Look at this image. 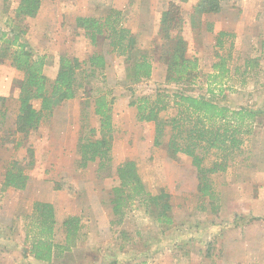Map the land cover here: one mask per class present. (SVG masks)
Returning <instances> with one entry per match:
<instances>
[{
	"label": "rangeland",
	"instance_id": "374dc122",
	"mask_svg": "<svg viewBox=\"0 0 264 264\" xmlns=\"http://www.w3.org/2000/svg\"><path fill=\"white\" fill-rule=\"evenodd\" d=\"M168 1L43 0L41 17L26 18L19 23L26 28L25 38L34 52L47 56L44 73L49 82L56 76L61 55L82 61L100 52L105 55L107 66L102 75L96 71L93 76H88L89 70L84 68L85 72L77 76L80 87L76 98L57 106L37 130L21 135L14 133V121L22 74L9 65L6 57L0 58V96L6 98L7 111V120L0 129V187L6 168L13 161L29 176L23 191L0 190V264H45L32 257L31 238L25 239L26 232L32 228L29 218L34 202L53 205L56 244L64 243L62 221L68 216L80 219L75 246L62 256L55 255L49 264H264V221L261 220L264 218V97L261 89L251 87L253 80L243 73L248 67L244 62H252L259 55L264 37L261 14L264 0H234L225 3L220 13L204 15L199 21L191 20L198 0L181 3L187 57L196 58L199 64L195 83L182 87L183 90L232 110L242 108L258 115L251 135L243 137L241 150L228 154L225 170L208 175L213 201L199 195L198 174L191 160L183 155L169 156L168 129L160 146H154L155 125L138 123L135 109L128 106L129 87L134 89L135 96L150 95L156 86L170 92L179 89L165 83L166 64L160 58L159 20ZM18 2L0 0L1 23L15 19ZM109 9L122 12L123 26L136 36L138 50L150 57L153 69L148 82L129 83L131 63L125 57L106 54V42L91 46L83 33L75 29L77 12L103 17ZM223 12L226 15L222 22L232 35L222 37L220 46L215 22L220 26ZM247 46H251V51L246 59ZM222 57L227 58L234 78L227 76L210 87L207 76L211 73L207 71ZM91 89L109 90L115 98L112 163L108 174L97 173L96 163L86 168L79 166V138H89L88 131L98 129V119L92 113ZM33 106L38 110L40 101H34ZM171 112L161 113L162 119ZM29 150L33 151L30 166L27 165ZM219 156L217 152L210 153L204 167L210 168L216 160H221ZM127 160L135 162L147 192L152 196L161 192L169 195L171 226L156 222L157 209L150 211L138 201L124 211L120 223L111 225L115 218L109 201L110 190L117 185L115 169Z\"/></svg>",
	"mask_w": 264,
	"mask_h": 264
},
{
	"label": "trees",
	"instance_id": "16d2710c",
	"mask_svg": "<svg viewBox=\"0 0 264 264\" xmlns=\"http://www.w3.org/2000/svg\"><path fill=\"white\" fill-rule=\"evenodd\" d=\"M42 1L20 0L14 10L15 19H8L4 24L0 22V28L7 29V32L0 31V58L6 57L9 65L22 74V80L18 83L15 134L28 135L37 130L43 119L50 116L57 106L74 100L80 87L77 76L85 72L84 68L89 70L88 76H93L96 71H100L102 75L107 66L105 55L100 52L93 53L82 61L61 55L56 76L49 82L44 73L47 56L42 54L40 56L34 52L25 38L26 28L19 26L26 18L36 17ZM186 1L169 0L160 16L158 29V36L162 41L160 58L165 60L166 64L165 83L178 86L179 89L170 92L166 88L156 86L150 95L135 96L134 89L129 87L131 96L128 106L135 109L138 123L155 125L154 146H160V140L168 129L166 146L169 156L174 158L183 155L191 160L198 174L199 195L213 201L214 194L208 175L225 170L228 154L241 150L245 143L243 137L251 135L252 126L258 115L242 108L232 110L213 100L189 95L183 90L182 87H189L195 83L199 71L198 60L187 57V45L182 37L184 20L181 3ZM231 1L234 0H198L191 20L194 21L195 18L199 21L204 15L218 14L223 5ZM123 19L121 11L109 9L103 17L78 16L74 19V26L89 40L91 46L98 47L100 42H106L108 48L106 54L125 57L131 63L128 67L127 80L132 85H141L148 82L152 76V62L147 54L138 50L137 38L123 26ZM225 35L218 33L217 44H221V38ZM212 71L213 73L207 76L210 87L221 83L228 76L227 58H219L212 66ZM92 90H90L91 98L93 97L92 113L98 119V129L91 128L88 131L91 136L89 138L82 136L79 138L77 146L79 166L86 168L88 164L96 163L97 173L108 174L112 163L115 98L109 90ZM88 100L86 99V106H89ZM34 101H40L38 110L33 106ZM5 104L6 98L0 96V129L7 120ZM169 111H172L171 115L163 120L161 113L164 115ZM212 152L220 154L219 157L222 159L216 160L210 168H205L204 161ZM29 155L27 165L30 166L33 163L32 150H29ZM115 179L117 185L111 188L109 201L112 216L115 218L111 225L120 223L124 211L137 201L150 211L157 209V215L154 217L156 222L166 226L173 224L169 195L161 192L152 196L147 192L134 161L127 160L119 164L115 169ZM28 181L29 176L24 168L13 161L5 170L0 190L23 191ZM29 219L32 220L30 223L32 228L26 232L25 239L31 238L30 253L38 262L51 263L55 255L62 256L74 247L79 238L80 219L77 216H68L61 223L64 243L59 245L54 242L56 214L50 203L34 202ZM261 220L264 221V218ZM31 231L33 233L30 237ZM207 256L209 257L208 253Z\"/></svg>",
	"mask_w": 264,
	"mask_h": 264
},
{
	"label": "crops",
	"instance_id": "0c3cea01",
	"mask_svg": "<svg viewBox=\"0 0 264 264\" xmlns=\"http://www.w3.org/2000/svg\"><path fill=\"white\" fill-rule=\"evenodd\" d=\"M20 1V0H19ZM19 4V2H18ZM17 4V6H18ZM42 4H43V1H42ZM42 4H41V7H42ZM41 7L37 13V17H41ZM81 10V9H80ZM87 14V13H86ZM84 12H77V17L78 16H84L86 15ZM262 16L264 15V9H263V13H261ZM225 15L224 12H223V15L220 17V26H218L215 22V26L217 27L219 33H224V34H231L230 30L227 31V29H225V26L227 27V25L225 23H223L222 21L224 20L225 18ZM224 16V18H222ZM84 17H88V14L87 16H84ZM222 27H224L225 30L222 29ZM231 29V28H230ZM262 36H264V31H262ZM232 35V34H231ZM221 46V45H220ZM260 51H259V55L257 56V58H255L252 62L249 61V60H246L244 63V65H247L248 68L245 69L243 71L244 74H247L249 76H246V77H250L251 80H253L252 84H251V87H256V89H261L260 90V94L262 97H264V37L261 38V41H260ZM255 48H257V46H255ZM217 49V48H216ZM247 53H245V58L247 59V55L249 54V52L251 51V46H247ZM256 51V50H255ZM214 65V63H212L210 66H211V71H207L208 73H212V66ZM229 77L232 76V78H234V75L232 73L229 72ZM242 79V78H241ZM246 79L243 77V80ZM246 81V80H245ZM253 85V86H252ZM249 94H247L248 96ZM256 128V127H254Z\"/></svg>",
	"mask_w": 264,
	"mask_h": 264
}]
</instances>
